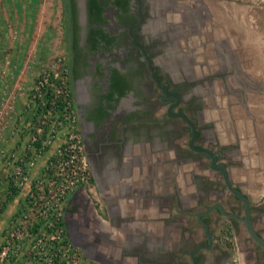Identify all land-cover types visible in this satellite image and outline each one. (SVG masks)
I'll return each mask as SVG.
<instances>
[{"label": "flooded vegetation", "instance_id": "obj_1", "mask_svg": "<svg viewBox=\"0 0 264 264\" xmlns=\"http://www.w3.org/2000/svg\"><path fill=\"white\" fill-rule=\"evenodd\" d=\"M232 2L246 3L64 0V63L90 184L67 195L63 222L68 239L93 264H115L104 248L114 250L116 231L107 236L101 218L116 226L115 204L132 195L144 141L156 168L155 196L191 201L192 226L172 249L173 264L208 263L220 246L227 264H241L233 243L241 228L260 245L242 219L243 200L226 182L248 198L253 225L244 185L264 181V68L243 64L241 56L258 52L256 46L226 32ZM254 19L251 25L261 28Z\"/></svg>", "mask_w": 264, "mask_h": 264}, {"label": "crops", "instance_id": "obj_2", "mask_svg": "<svg viewBox=\"0 0 264 264\" xmlns=\"http://www.w3.org/2000/svg\"><path fill=\"white\" fill-rule=\"evenodd\" d=\"M242 1L246 3L232 2L228 4L229 8L226 12L231 21L227 23L226 32L238 40L241 45L256 46L255 49L258 52L247 55V59L245 56H241L240 59L243 64L245 60H248L251 63V68L258 71L264 68V54L260 47L261 44H264V28L251 25L254 22V5L251 0ZM59 13L60 0H0V78H3V83H0V99L12 93L16 94L18 110L23 101L18 92L20 93L24 86L28 85L27 76L31 75L32 77L40 69L41 64L48 60L46 57L50 51L47 44L51 45L54 42L59 31ZM63 35L65 36L64 32ZM252 69L246 70L248 74L252 73ZM13 116L8 127L4 130V134L10 136V139L8 142L2 141V144L7 142L8 146L18 144L15 140L17 134L12 132L17 115ZM143 147L145 152L137 160L133 169L134 174L129 182L130 188L133 190L132 195L124 197L121 202L115 204L116 226L111 224L110 218H101L107 225V236L116 231L114 234L116 235V247L111 250V246L105 244L104 252L109 259L114 260L115 264H173L175 260L174 256H171L172 249L176 244L178 245L180 238L187 240V236H189L187 228L192 226V224H188L190 218L186 212L191 201L185 195L182 196L180 204L171 202L165 197L155 196L158 186L152 178L156 168L154 169L155 166L151 163L150 152L146 151L149 148V142L144 141ZM260 153L263 168L264 149H261ZM1 160L0 157V175L2 177L0 188H13L7 184L4 177L6 170L2 166ZM39 168L40 164L37 165L33 173H37ZM251 175L254 176L252 172ZM259 176L264 177V170ZM250 184L252 185H244V189L255 209L253 212L255 215L252 218L253 225L254 228L261 231L264 237V181H260V183L251 181ZM184 189L187 190V187ZM164 193L168 192L164 191ZM19 198L18 193L10 194L12 203L9 201L8 206L4 209L7 214L2 226L10 214L20 207ZM194 229L200 238L201 230ZM234 240L233 243L235 242L237 248L235 254L241 264H264V246L255 245L243 228L240 233L235 234ZM215 251L211 261L205 264H227V259L221 257L225 253L224 246H220ZM88 262L93 264L89 260Z\"/></svg>", "mask_w": 264, "mask_h": 264}, {"label": "built area", "instance_id": "obj_3", "mask_svg": "<svg viewBox=\"0 0 264 264\" xmlns=\"http://www.w3.org/2000/svg\"><path fill=\"white\" fill-rule=\"evenodd\" d=\"M18 94L23 99L19 110L16 94L0 100L4 177L22 198L2 226L0 264H89L66 236L63 222L67 195L90 184L64 56H54ZM13 115L18 144L8 146L4 130Z\"/></svg>", "mask_w": 264, "mask_h": 264}, {"label": "rangeland", "instance_id": "obj_4", "mask_svg": "<svg viewBox=\"0 0 264 264\" xmlns=\"http://www.w3.org/2000/svg\"><path fill=\"white\" fill-rule=\"evenodd\" d=\"M63 3H64V0H60V13H59L60 14V24H59V31L57 32L56 38H54V42L51 43V45L47 44V46H49L48 48H49L50 54L47 55L46 59L48 58V60L45 61L44 64H41L40 68L42 66L47 65L51 60H53L54 56H56L58 54L61 57L64 56V37L65 36L63 35V32H65V27H64L65 20H64ZM251 3H252V5H254L253 19L255 18L254 20H256V23H261L262 24V29H263L264 28V0H251ZM1 47H3V46L1 45ZM1 51H2V49H1ZM36 70H38V68H36ZM36 73H38V71ZM35 74L32 77H31V75H28L26 80H28L29 83H31L32 80L35 77ZM2 79L3 78H0V83H3ZM12 191L13 190H12L11 187H8V189H1L0 188V200L2 201V207L0 209V234L2 232V223H4L3 221H5L4 217L6 218V214H7L4 211V209L8 206V202L10 201V196L9 195L12 193ZM18 195L20 196V198L18 199L19 200L18 203H19V206H20V200L22 198H21V195H20L19 191H18ZM4 264H9V263L6 262Z\"/></svg>", "mask_w": 264, "mask_h": 264}, {"label": "water", "instance_id": "obj_5", "mask_svg": "<svg viewBox=\"0 0 264 264\" xmlns=\"http://www.w3.org/2000/svg\"><path fill=\"white\" fill-rule=\"evenodd\" d=\"M150 65V64H149ZM151 69V72L153 74V67L149 66ZM154 76V74H153ZM227 182V187L233 191L238 197H240L243 202H244V216H243V220L245 222L247 231L249 232V234L251 235V237L257 242L259 243L261 246H264V237L261 234H258L255 229L253 228V225L251 223L250 217H249V200L248 198L241 192V190H239L238 188L232 186V184L229 181ZM218 207L223 211V208L221 205H218Z\"/></svg>", "mask_w": 264, "mask_h": 264}, {"label": "trees", "instance_id": "obj_6", "mask_svg": "<svg viewBox=\"0 0 264 264\" xmlns=\"http://www.w3.org/2000/svg\"><path fill=\"white\" fill-rule=\"evenodd\" d=\"M12 190H13L12 193H11L12 195L17 193V191H16L15 188H12ZM9 196H10V195H9Z\"/></svg>", "mask_w": 264, "mask_h": 264}]
</instances>
